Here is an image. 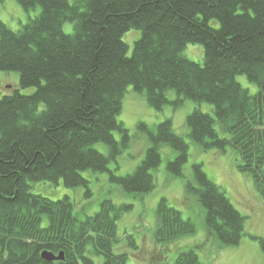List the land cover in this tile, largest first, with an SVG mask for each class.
<instances>
[{
  "label": "trees",
  "instance_id": "16d2710c",
  "mask_svg": "<svg viewBox=\"0 0 264 264\" xmlns=\"http://www.w3.org/2000/svg\"><path fill=\"white\" fill-rule=\"evenodd\" d=\"M16 2L40 12L18 30L0 22V72L17 71L22 89L35 88L0 99V264H97L92 254L102 255L103 264H128L131 254L115 247L124 237L118 221L131 205L105 199L82 219L70 196L53 200L33 193L31 183L63 180L68 188L85 187L90 196L85 173L109 172L125 192L144 196L156 188L153 170L162 162L163 145L177 154L168 170L186 177L189 143L171 118L155 130L142 124L150 140L146 155L135 171L117 175L118 158L131 139L119 121L130 88L158 111L186 100L210 103L213 113L195 109L187 117L191 139L204 150L233 149L237 167L252 176L264 198V0ZM132 28L142 35L129 56L123 34ZM188 43L203 45L204 63L183 54ZM240 75L258 92L250 93ZM185 189L202 207L208 234L221 246L239 245L246 216L202 164L194 165ZM156 222L155 242L164 248L197 231L193 219L166 198ZM260 243L264 251V238ZM182 247L173 250V264H207L198 254L203 243ZM46 250L63 252L64 260H45Z\"/></svg>",
  "mask_w": 264,
  "mask_h": 264
},
{
  "label": "rangeland",
  "instance_id": "374dc122",
  "mask_svg": "<svg viewBox=\"0 0 264 264\" xmlns=\"http://www.w3.org/2000/svg\"><path fill=\"white\" fill-rule=\"evenodd\" d=\"M40 12V7L27 12L16 0L0 2V22L6 23L11 29L18 30L29 21V17H35ZM72 23L65 24V30L71 31ZM139 29L132 28L123 34V40L128 44V55H132L135 42L141 37ZM183 54L190 60L204 63V48L199 43H188ZM241 84L249 89L250 93L258 92V86L249 81L245 75L238 76ZM20 89L25 94H32L34 87L22 89L20 87V74L17 71L0 72V99L5 95L14 93ZM170 98L175 99V91L169 92ZM213 113L210 103H198L186 100L178 108L168 105L163 111H158L150 106L144 97L131 88L128 90L124 101L119 121L123 122L130 131L129 146L119 156L118 176H125L135 171L146 155L150 146L148 130L142 124H146L150 130L166 118H171L176 133L184 136L189 143V159L184 165L183 176H176L168 170V163L177 155L169 145L161 147L162 162L153 170L156 179V188L144 196H135L125 192L122 187L110 179L109 172H86L85 176L90 180L91 195L86 196V188H68L63 180L58 184L42 181L31 183V191L41 194L53 200L61 199L68 195L74 202L75 212L84 219L94 215L100 209L103 200L110 199L115 204L131 205L118 221L120 235L123 240L117 244V251L125 250L129 255L128 264H173L176 252L180 247L187 250L188 244L203 243V248L198 252L200 259L205 258L207 264H264V251L260 240L264 238V198L256 190L253 178L237 167L239 159L233 149L227 153H220L215 149L204 150L196 144L189 135L187 117L195 110ZM119 138V134L116 133ZM96 147L104 153L106 146L99 143ZM202 164L207 175L219 184L230 197L234 205L246 216L245 236L236 246H221L219 242L208 234L204 224V211L196 197L185 189L187 179L194 178V165ZM116 163L110 167L115 168ZM162 198H166L170 205L180 210L184 217H191L196 224L197 231L194 234L180 238L177 243L164 245L155 242V226L157 225V208ZM121 233H125L123 235ZM126 236H132L135 246L130 245ZM256 236L258 238H253ZM139 247V249H138ZM127 248V249H125ZM171 249V250H169ZM167 250V251H165ZM181 250V251H182ZM165 251V258H164ZM180 251V252H181ZM97 264H103L102 255H91ZM203 260V259H202Z\"/></svg>",
  "mask_w": 264,
  "mask_h": 264
},
{
  "label": "water",
  "instance_id": "95a60500",
  "mask_svg": "<svg viewBox=\"0 0 264 264\" xmlns=\"http://www.w3.org/2000/svg\"><path fill=\"white\" fill-rule=\"evenodd\" d=\"M42 257L47 261H60L64 260V254L63 252H60V254L57 256L55 253L51 251H44L42 253Z\"/></svg>",
  "mask_w": 264,
  "mask_h": 264
}]
</instances>
